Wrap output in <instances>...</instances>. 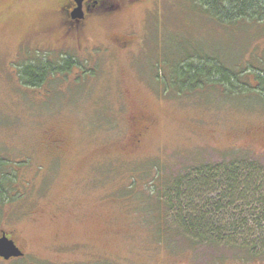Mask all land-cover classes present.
I'll list each match as a JSON object with an SVG mask.
<instances>
[{
    "label": "rangeland",
    "instance_id": "374dc122",
    "mask_svg": "<svg viewBox=\"0 0 264 264\" xmlns=\"http://www.w3.org/2000/svg\"><path fill=\"white\" fill-rule=\"evenodd\" d=\"M63 1L0 0V157L19 192L0 205V235L25 252L0 264H264V203L237 201L223 215L201 203L237 238L208 244L161 199L202 164L247 159L264 169L255 73L242 89L171 81L178 59L198 52L233 71L264 70V22L220 23L192 0H125L112 19L91 21L79 44L63 34ZM43 53H71L82 66L24 85L19 65Z\"/></svg>",
    "mask_w": 264,
    "mask_h": 264
},
{
    "label": "trees",
    "instance_id": "16d2710c",
    "mask_svg": "<svg viewBox=\"0 0 264 264\" xmlns=\"http://www.w3.org/2000/svg\"><path fill=\"white\" fill-rule=\"evenodd\" d=\"M192 1L194 5L200 6L211 18L220 23L264 22V0ZM76 66H82V62L78 61L76 56L71 53H61L51 60L47 54L43 53L27 59L22 65L20 64L18 76L24 85L38 87L42 86L50 76L69 72ZM172 71L173 80L171 81L176 89L178 88L177 90L183 87L192 89L198 87V85L204 84V79L210 84L213 82L221 83L234 89L251 88L249 84L242 86V79L247 74L255 73L259 86L254 89L264 96V70H256L252 66L233 71L213 57L198 52L196 55L185 54L180 57L176 65L172 66ZM17 178L18 173L11 170L9 163L0 157V205L16 200L19 193L15 187ZM165 189L168 192L162 194L161 199H168L164 202L167 215L169 210L179 206L180 210H176L174 215L176 224L185 232L192 233L189 236L193 238L194 242L208 244L235 242L236 237L226 235L231 233L229 231L231 229L226 226L221 227L222 229L217 227L214 216L217 214L223 215L229 204L235 205L237 201H251L247 205L263 204L264 169L258 163L247 159H233L226 163L202 164L181 174ZM208 198L209 200L216 199V204H211ZM172 199L178 202L174 203ZM195 199L198 202H195ZM159 200L160 197H158ZM171 200L172 202H170ZM199 201L200 204H198ZM226 201H228V204L225 205L224 202ZM159 203H162V201ZM178 203L179 205H177ZM201 203H205L210 208L215 206L217 214L211 210L206 211L207 207L204 208ZM181 207H184V210ZM161 210L162 207L159 212H162ZM252 211L253 220H256L255 209L253 208ZM187 212L188 214H186ZM210 214H213L212 217H210ZM242 221L243 227L245 222ZM257 226L259 227L258 224ZM253 232L254 230H251V232H247L249 235L247 233L242 234L251 236ZM254 244L258 245V243ZM245 247L247 248L243 250L247 249L250 259H254L253 256L255 255L251 252H254L255 247L249 242L245 244Z\"/></svg>",
    "mask_w": 264,
    "mask_h": 264
},
{
    "label": "flooded vegetation",
    "instance_id": "af4514ba",
    "mask_svg": "<svg viewBox=\"0 0 264 264\" xmlns=\"http://www.w3.org/2000/svg\"><path fill=\"white\" fill-rule=\"evenodd\" d=\"M126 3L125 0H82L79 5L76 0H66L60 3L56 11L65 38H72L81 43L80 39L91 21L112 19L126 6Z\"/></svg>",
    "mask_w": 264,
    "mask_h": 264
},
{
    "label": "water",
    "instance_id": "95a60500",
    "mask_svg": "<svg viewBox=\"0 0 264 264\" xmlns=\"http://www.w3.org/2000/svg\"><path fill=\"white\" fill-rule=\"evenodd\" d=\"M79 5H81L82 0H76ZM25 252L22 248L16 243V241L9 237L6 231H2L0 236V257L3 259H11V258H18L23 257Z\"/></svg>",
    "mask_w": 264,
    "mask_h": 264
}]
</instances>
